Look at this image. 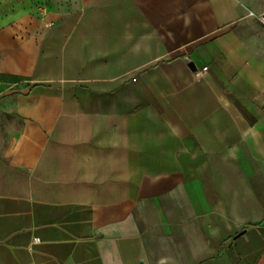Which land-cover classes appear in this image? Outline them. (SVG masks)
Segmentation results:
<instances>
[{"label":"crops","instance_id":"0c3cea01","mask_svg":"<svg viewBox=\"0 0 264 264\" xmlns=\"http://www.w3.org/2000/svg\"><path fill=\"white\" fill-rule=\"evenodd\" d=\"M1 1L0 264H264V0Z\"/></svg>","mask_w":264,"mask_h":264},{"label":"built area","instance_id":"2783aa9c","mask_svg":"<svg viewBox=\"0 0 264 264\" xmlns=\"http://www.w3.org/2000/svg\"><path fill=\"white\" fill-rule=\"evenodd\" d=\"M258 20H259V22H260L262 25H264V14L260 15V16L258 17ZM205 70H206V68H204V69L202 70V72L205 71ZM198 75H200V73H199ZM8 89H10V88H3V84L0 82V96L3 95ZM33 243H34V244H39L40 241H39L38 238H34V242H33Z\"/></svg>","mask_w":264,"mask_h":264},{"label":"rangeland","instance_id":"374dc122","mask_svg":"<svg viewBox=\"0 0 264 264\" xmlns=\"http://www.w3.org/2000/svg\"><path fill=\"white\" fill-rule=\"evenodd\" d=\"M13 1H18V0H13ZM1 3H2V1L0 0V5H1ZM8 9V8H7ZM15 9V10H14ZM1 10H4V8H2V6H1V8H0V12H1ZM5 11V10H4ZM13 11H16V8L14 7L13 8V6H12V4H11V6H10V8L8 9V10H6V12L7 13H9V14H12V12ZM1 14V13H0Z\"/></svg>","mask_w":264,"mask_h":264},{"label":"water","instance_id":"95a60500","mask_svg":"<svg viewBox=\"0 0 264 264\" xmlns=\"http://www.w3.org/2000/svg\"><path fill=\"white\" fill-rule=\"evenodd\" d=\"M188 68H189L190 70H192V71H195V67H194V64H193L192 62H189V63H188ZM243 233H244V232H241L240 234H238V235L235 237V239L238 238V237H240L241 235H243Z\"/></svg>","mask_w":264,"mask_h":264}]
</instances>
